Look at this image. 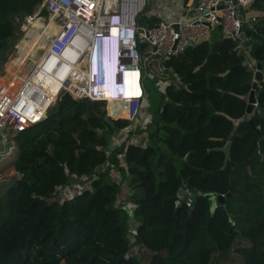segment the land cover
<instances>
[{
  "label": "trees",
  "instance_id": "obj_1",
  "mask_svg": "<svg viewBox=\"0 0 264 264\" xmlns=\"http://www.w3.org/2000/svg\"><path fill=\"white\" fill-rule=\"evenodd\" d=\"M42 1L0 0V51L16 35V18L33 15ZM252 9L260 14L253 57L264 64V0ZM244 58L223 37L171 57L176 80L161 92L156 128L146 145L122 144V156L109 148L117 131L132 134L129 120L113 127L105 100L59 101L15 152L0 156L8 180L19 174L0 197V264H146L131 252L137 245L148 250L147 264H264V81L259 111L248 117L253 75ZM230 136L224 167L218 148ZM257 149L263 159L233 168ZM113 168L124 172L135 208L118 203ZM73 177L88 186L60 199L58 188ZM183 181L194 187L191 207L186 197L176 206ZM208 193L231 194L224 204L233 226L222 203L211 210ZM220 252L231 257L218 260Z\"/></svg>",
  "mask_w": 264,
  "mask_h": 264
},
{
  "label": "built area",
  "instance_id": "obj_2",
  "mask_svg": "<svg viewBox=\"0 0 264 264\" xmlns=\"http://www.w3.org/2000/svg\"><path fill=\"white\" fill-rule=\"evenodd\" d=\"M254 1L43 0L33 15L23 17V21L17 18L21 23L20 30L26 32V21L40 18L42 9L49 11L58 30L51 34L44 53L27 74L17 76L19 82L0 80V135L8 137L28 133L43 123L65 97L101 100L94 78L89 77L88 51L92 39L107 35L111 26L117 27L123 42L122 66H132L128 70L130 80L125 86L123 98H120L126 115L115 117L108 112L114 120L127 119L133 125L141 122L147 104L143 79L152 57L159 55L170 59L189 48H196L209 41L212 30L218 27L221 36L236 42L239 52L244 53V65L252 73L254 82L257 61L241 39L247 31L252 36L257 33L260 14L252 9ZM148 2L152 4V11L148 14L149 23L154 25L151 28L149 24L141 26L138 22L139 14ZM142 47L145 48L142 50ZM132 73H138L137 83L141 93L137 97L128 96L133 83ZM257 90L254 109L259 107ZM64 189L70 188L59 187L58 194ZM193 193L187 192L188 207L193 205ZM215 202L218 206L217 197Z\"/></svg>",
  "mask_w": 264,
  "mask_h": 264
},
{
  "label": "rangeland",
  "instance_id": "obj_3",
  "mask_svg": "<svg viewBox=\"0 0 264 264\" xmlns=\"http://www.w3.org/2000/svg\"><path fill=\"white\" fill-rule=\"evenodd\" d=\"M151 11H152V4L148 2L147 6L139 14L138 22L141 26H147L149 24V22H151V20L148 17L149 12H151ZM17 18L20 19V21H23V19H25L23 17H17ZM17 18H16L17 25H16L15 37L8 40L4 49H2L0 51V76L5 73L6 63L9 62L10 59L15 56V52L16 53L18 52L17 46H19V50H20L21 42L25 38V34H27L29 29L32 27L31 22H29L27 20L26 21V28H27L26 32L21 31L20 25H19L21 23L18 21ZM36 19H38V18H36ZM153 19L155 20L156 18L154 17ZM49 20H50L49 18H45L44 16H42V17H40V20L33 21V23L36 26L35 28L38 29L39 31L43 30L42 32H44V33H42V38H41L40 44L37 46L35 51L33 53H31V55H30L31 61H28V63H27V64H29L28 67L33 66L35 64L34 62L37 61L39 59V57L45 51V49H42L41 47L47 46V44L49 42V38L51 37V34L53 33V31L51 29H48ZM56 29H57V27L55 25L53 30H56ZM212 34H213V37H212L211 41L216 40V38L221 37V32L218 29H213ZM256 38L258 39V37H256V35H253L252 37L248 38L247 43L252 44V43L256 42ZM14 47H16L15 51H13L12 54L9 56L8 51L10 49H13ZM151 59L153 62L149 63V71L144 76V83L146 86L145 90H146V99H147V104H146L145 109H147V111L152 113L155 111L156 106H158L161 103L160 101L162 100L160 91H163L164 85L159 86L160 78H164L168 82L169 80H172L173 76L170 77L171 74H169L167 71L166 72L168 74H166V72L164 73V72L159 71V65H162V63H163L161 59L156 58V56L152 57ZM165 70H167V68ZM27 72L28 71H22L21 73L27 74ZM172 75H173V73H172ZM108 103H109V106H111L110 110H109L110 112L108 111ZM122 103H119L118 106L115 108L114 105H112L113 103L107 102V113L113 112L115 117H116V114H118V112H122L119 115L125 116L126 112L123 111V109H125V106ZM49 116H52V115H49ZM53 117H54V114H53ZM150 122H151V120H150ZM131 127H132V130L138 128V130L142 129V130L146 131L148 128L150 129L151 126H147V125L143 126L142 124L139 123L138 125L131 124ZM31 132H33V128L29 130L28 134H30ZM26 137L27 136L25 133H19L15 136H8V137H4V136L0 135V156L6 157L11 152L12 153L15 152L16 147L18 145H20L19 142L26 141ZM113 139H114V141L117 142L116 145H118L120 143L121 144H124V143L129 144V143L137 142V139L134 136L131 137V135L129 134V131H117L115 133V136L113 137ZM121 173L124 174V172H122V171H121ZM111 175H112V172H110L109 179H112ZM8 178H9V176L0 172V184L8 181ZM81 183L82 184H78L77 186H74L72 189H69V190L64 189V191H59L58 197L63 200L65 198L73 197L74 195L78 194V192H81L82 190H84L88 186V184L85 183L84 181ZM121 200L122 201H120V200L118 201L119 204H122L125 202V204L127 203L126 205H127L128 209L133 208L132 202H130L129 197L125 200L124 195H123V197H121ZM62 264H65V263H62Z\"/></svg>",
  "mask_w": 264,
  "mask_h": 264
},
{
  "label": "clouds",
  "instance_id": "obj_4",
  "mask_svg": "<svg viewBox=\"0 0 264 264\" xmlns=\"http://www.w3.org/2000/svg\"><path fill=\"white\" fill-rule=\"evenodd\" d=\"M123 42L115 26L108 28L107 35L96 36L88 51L89 77L94 78L101 100L123 98L125 86L130 80L128 70L122 66Z\"/></svg>",
  "mask_w": 264,
  "mask_h": 264
},
{
  "label": "water",
  "instance_id": "obj_5",
  "mask_svg": "<svg viewBox=\"0 0 264 264\" xmlns=\"http://www.w3.org/2000/svg\"><path fill=\"white\" fill-rule=\"evenodd\" d=\"M234 2H236V0H234ZM44 15H47L49 16L50 13L47 9H42L40 12H39V16L42 17ZM48 18V17H47ZM152 26H154L152 23H149V27L151 28ZM218 29H220V27H218ZM251 32L250 31H247L246 33H243L242 36H241V39L243 40L244 42V45L246 46V50L250 52V54L253 56V51H252V46H247V43L245 42L246 41V37H251ZM16 47H14L13 49H10L9 50V53L10 52H13L15 51ZM166 64H169L170 63V60L167 59L165 61ZM242 65H239L238 68H240ZM257 68H258V71L257 73L255 74L254 78H255V81L253 82L252 84V88L249 92V95H248V103H247V108H246V113L248 115H252L253 114V110H254V107H253V104L256 102V90L258 89V84L259 82H262L264 81V64L261 62V61H257ZM107 122H109L113 127H115V122H114V119L113 118H108L107 119ZM250 123L252 125V127L254 129H257L256 128V125L254 124V121L251 119L250 120ZM231 145H232V136L229 137V141L227 142V144L224 146V147H219L218 149L223 151L225 153V159H224V167L227 166L228 162H229V159H230V150H231ZM263 158V155L260 153V151L257 149L254 151L253 155L245 162H242V163H236L235 166L233 167L234 169L238 168L239 166H245V167H249V165L255 161V160H261ZM19 179V174H15L10 180L6 181V182H3L0 184V197H2L6 191L8 189H10L12 186H14L17 181ZM191 191V192H194V187L189 184L187 181H183V186L179 188L178 190V199L176 201V206H179L180 203L185 199L186 195H187V192ZM207 197H209L210 199V204H211V210L214 212L215 209H216V202H215V198L217 197L218 198V202L219 203H222L221 207L224 211V215L225 217L227 218V220L232 224V226L234 225V222L232 221V218L224 204V201H225V198L227 196H230L231 194H228L226 196H223V195H219L218 193H208L206 194ZM239 231V230H238ZM231 256L226 254L225 252H220L219 253V256H218V260H222V261H226L227 258H230Z\"/></svg>",
  "mask_w": 264,
  "mask_h": 264
},
{
  "label": "crops",
  "instance_id": "obj_6",
  "mask_svg": "<svg viewBox=\"0 0 264 264\" xmlns=\"http://www.w3.org/2000/svg\"><path fill=\"white\" fill-rule=\"evenodd\" d=\"M263 13H264V11H263ZM263 16H264V14H263ZM212 37H213V34H212ZM212 37H211V39H212ZM222 37V36H221ZM220 37V38H221ZM247 40L248 39H246V43H247ZM247 46H252V44H248L247 43ZM11 53L12 52H10L9 53V51H8V55L10 56L11 55ZM17 53L15 52V55H16ZM156 58H159V59H161L162 60V65H159V71L160 72H168L169 74H171L170 75V77L171 76H173V78H172V80H169L168 82L164 79V78H160V82H159V86L160 85H164V89H165V86L167 85V84H170V83H172V82H174L176 79L174 78V73H173V71H172V68L170 67V63L169 64H166L165 63V61L167 60L166 58H164V57H162V56H156ZM151 62H153L152 61V59H150V62L149 63H151ZM167 68V70H165ZM149 71V70H148ZM166 72V74H168ZM172 73H173V75H172ZM164 89H163V91H164ZM160 91V90H159ZM163 91H160V92H163ZM249 95V94H248ZM248 95L246 96V100H247V103H248ZM126 111V110H125ZM124 111V112H125ZM257 111H259L258 109H254L253 110V114L252 115H248L247 113V115H248V117H252ZM122 113V112H121ZM125 114V113H124ZM154 117H155V114H154V112H149V111H147V109L146 110H144V113L142 114V116H141V122H140V124H142L143 126H144V123L147 121V123H146V125L147 126H151L150 127V129L148 128H146L147 130L145 131V130H138V128H136V129H133L132 130V134H131V137H135L136 139H137V142H135V143H137V144H141V145H146L147 143H148V141H149V134H150V131H151V129H155L156 127H155V124H154ZM252 118H249V120H251ZM150 120H151V122H150ZM253 120V119H252ZM242 121V119H239V120H236L235 121V123H236V125L237 124H239L240 122ZM255 124V123H254ZM256 125V124H255ZM256 128L257 129H255V130H258L260 127L259 126H256ZM115 136V135H114ZM113 136V137H114ZM113 137H112V142H111V146H110V151H112V150H114V149H116V153L118 154V155H121L122 156V151H121V147H122V144L120 143V144H118V145H116L117 144V142L116 141H114V139H113ZM228 141H229V139H228ZM227 141V142H228ZM227 144V143H226ZM259 151H260V153H261V149H258ZM262 154V153H261ZM263 155V154H262ZM120 162H121V164H124V161H123V159L121 158V160H120ZM107 164H109V162L107 163ZM106 164V165H107ZM112 167H114L112 164H110ZM106 167V166H105ZM111 172H112V175H111V177H112V179L114 180V181H116V182H118L119 184H121V186H122V192L120 193V196H119V199L118 200H120V201H122L121 200V197H123V195H124V199L126 200L128 197H129V194H130V187H129V185H128V182H127V179H125L126 177L124 176V174H122L121 173V171H119V170H117V169H112L111 170ZM88 180V179H87ZM85 182V183H87L86 182V180L85 179H79V178H75V177H73L72 179H71V182L67 185V187H69L70 189H72L74 186H77L78 184H82L81 182ZM125 203V202H124ZM127 204V203H126ZM133 205V204H132ZM127 206V205H126ZM133 222V225H135V223H134V221H132ZM134 227V226H133ZM132 253H135V254H138L139 256H141V257H143V258H145V261H144V263H148L147 262V259H149V257H150V254H149V252H148V250H146L145 248H143V247H141V246H134V248L132 249V251H131ZM219 256V255H218ZM217 259H218V257H217ZM228 259V258H227Z\"/></svg>",
  "mask_w": 264,
  "mask_h": 264
},
{
  "label": "bare ground",
  "instance_id": "obj_7",
  "mask_svg": "<svg viewBox=\"0 0 264 264\" xmlns=\"http://www.w3.org/2000/svg\"><path fill=\"white\" fill-rule=\"evenodd\" d=\"M45 18H49V27L48 29H51L53 31V33L57 32L58 29L53 30V28L55 27V23L52 19V16L49 15H44ZM35 20H40V18L35 19ZM35 20H31V25L32 27L29 29L27 36L22 40L21 42V46H20V50L17 52V54L10 59L9 62L6 63V68H5V73L3 75L0 76V80L2 81H11L14 80L15 82H19L17 78V76L22 72V71H29L30 68L32 67H28L29 64L28 61H31L30 59V55L31 53H33L35 51V49L37 48V46L40 44L41 38H42V31H39L38 29H36L35 24L33 23V21ZM19 48V47H18ZM42 49H45L46 47L42 46ZM43 52V51H42ZM12 54V53H11ZM33 60V59H32ZM36 63V61L34 62ZM26 74V73H24ZM133 75V83L131 84V91L129 92V97H137L141 91L139 89L138 86V73H132ZM109 102L113 103L112 105H114V107L116 108L118 106L119 103H122V101L120 99H111L109 100ZM124 105V103H122ZM123 111H125V109H123ZM121 112H118V114H116V117H121L119 114ZM110 114L114 115L113 112H111Z\"/></svg>",
  "mask_w": 264,
  "mask_h": 264
},
{
  "label": "flooded vegetation",
  "instance_id": "obj_8",
  "mask_svg": "<svg viewBox=\"0 0 264 264\" xmlns=\"http://www.w3.org/2000/svg\"><path fill=\"white\" fill-rule=\"evenodd\" d=\"M256 109V108H255ZM258 109V108H257ZM263 159V158H262Z\"/></svg>",
  "mask_w": 264,
  "mask_h": 264
}]
</instances>
